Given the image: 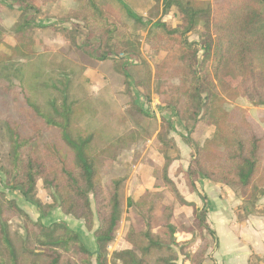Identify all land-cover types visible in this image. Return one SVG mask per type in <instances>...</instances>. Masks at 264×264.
<instances>
[{
  "label": "trees",
  "instance_id": "16d2710c",
  "mask_svg": "<svg viewBox=\"0 0 264 264\" xmlns=\"http://www.w3.org/2000/svg\"><path fill=\"white\" fill-rule=\"evenodd\" d=\"M57 2L0 0V4L17 7L22 16L13 25L15 44L10 47L11 53L0 58V63L33 54L32 19L40 14V7ZM162 7L164 13L174 11L178 25L171 27L160 21L149 27L144 43L152 56L163 55L153 69L139 53L137 31L147 24L146 19L131 10L127 15L133 26H127L113 20L94 0H73L66 17L76 25L60 30L70 47L100 62L113 61L127 93L138 89L145 104L155 96L168 114L167 119H161L156 138L164 158L161 179L178 204L187 205L167 177L173 161L170 154L175 151L169 138L175 131L172 120L184 125L183 140L190 149L184 177L188 189L194 190L199 180L224 185L240 198L246 216L264 215V133L247 111L228 106L242 98L252 107L264 109V0H162ZM198 29V41L191 43L188 37ZM133 67H142L143 73L134 78L130 75ZM26 103L31 131L27 135L11 132L8 164L0 165L4 176L0 177V186L21 196L40 218L31 220L15 200L0 192V264H177L179 257L192 264L201 263L208 248L207 237L213 235L206 225L205 211L193 208V227L183 228L200 237L198 248L190 253L188 246L175 243L173 206L158 213L160 200L151 199L148 192L135 202H126V208L142 219L144 229L136 232L128 228L123 239L130 249L109 256L107 248L114 242L125 213L126 179L104 183L98 160L109 158L131 138L119 137L93 154L94 134L77 127L85 100L63 99L49 103L47 109L27 99ZM133 108L141 112L136 104ZM197 127H211L213 132L200 143L192 137ZM50 131L53 140L42 138ZM39 182L48 192L50 204L38 199ZM260 202V209H256L260 211L253 214ZM53 209L84 224L93 235L95 254L66 225L46 227L41 223ZM16 218L22 220L24 238L20 240L10 229Z\"/></svg>",
  "mask_w": 264,
  "mask_h": 264
},
{
  "label": "crops",
  "instance_id": "0c3cea01",
  "mask_svg": "<svg viewBox=\"0 0 264 264\" xmlns=\"http://www.w3.org/2000/svg\"><path fill=\"white\" fill-rule=\"evenodd\" d=\"M60 1L58 0L52 8L56 12V15L59 14L57 10L62 7V3L59 4ZM204 1L212 2L213 0ZM67 2L70 5L68 3L65 4V7H69L64 14L73 6V0H67ZM6 8V11H2L1 14L4 15L3 17L6 21L4 27L9 30L18 21L21 12L18 8L17 10L14 7L10 8L6 6ZM170 14H172V17ZM161 22L167 23L171 27L178 25V19L173 10L168 13V16H164ZM6 40L5 43L8 46H14L13 38L10 37ZM141 43L145 49L148 48L144 40ZM63 44V47L67 46L66 42H63ZM149 55L152 56L151 54L142 56L149 67L153 69L148 60L150 58ZM162 56H153V58L157 59L155 62H158ZM80 62L83 66L82 77L88 82L85 89L87 96L90 98L97 97L96 103L99 106L109 105L111 102L114 103V109L118 106L120 113H125L124 117H130L131 119L133 117L131 113L134 114L136 111L130 110V105L124 106L128 103L124 95V80L122 76L115 72L114 63L110 60L100 62L89 58H84ZM104 68L105 71H103ZM131 70L130 75L134 73L135 76H139L136 67H133ZM133 99L136 100L135 96ZM139 108L144 112L147 106L145 105L144 107L142 104ZM98 109L102 110L100 107ZM253 109L256 112L264 111L261 108ZM149 112L154 117L150 122L141 120L134 123L133 120H125L127 137L131 138L130 141L126 147H122L111 158H103L105 163L99 165L100 171L103 172L102 169H105L110 175L112 174V177H115L114 175L116 174L126 179L124 183L125 213L114 242L108 246L109 256L113 252L130 249V246L123 239L124 234L130 226L135 230L137 229L133 211L126 208V202L127 200L135 202L148 192L151 194V198L161 201L162 208L168 205L173 206L172 225L176 227L174 222L179 224L176 227L177 231L174 235L175 243L188 246L190 253H193L198 248L200 237L196 232L194 234L185 232L183 228L188 229L193 227V208L205 211L206 225L213 235L212 237H207L208 248L200 264H264V215L243 216L240 210L241 200L232 189L224 185L199 180L195 182L194 190L192 191L186 186L184 177L189 165L190 149L183 140L186 132L184 125L179 120H172L175 131L169 135V138L174 142L175 151L170 154L173 161L167 169V177L175 185L184 202L191 206L180 205L173 199L161 179L164 158L159 152V143L156 138L160 130L161 119H167L168 114L161 109L157 98H154V96L151 97ZM251 113V110H249L248 115ZM97 119L100 120L98 116H96ZM261 131L264 133V126ZM212 132L213 128L211 127H197L194 136L201 143ZM102 172L101 175L103 174ZM0 177H2L1 174ZM41 186H39V183L37 184V197L43 204H50V198H43V196H47V191L45 192L41 189ZM5 192H7L5 194L8 197H10L9 194H14L10 191ZM10 198L15 200L18 207L31 220L36 221L40 218L38 211L21 196L15 195V197ZM41 223L46 227L53 223L65 224L79 235L90 253H96L97 247L92 233L85 229L81 221L64 216L59 209L50 211L46 216L41 218ZM141 225V229H143V223ZM177 264L192 263L184 260L183 257H179Z\"/></svg>",
  "mask_w": 264,
  "mask_h": 264
},
{
  "label": "rangeland",
  "instance_id": "374dc122",
  "mask_svg": "<svg viewBox=\"0 0 264 264\" xmlns=\"http://www.w3.org/2000/svg\"><path fill=\"white\" fill-rule=\"evenodd\" d=\"M94 1L99 6H101L105 13L109 15L113 20L119 21L127 26H133V20L127 15V10H131L138 17L142 16L144 19H146L147 24L139 27L137 31L138 39L140 40V57L143 61H145L142 55H148L151 53L148 50L149 48L145 49L141 41H145V35L153 22L155 23L162 21L163 17L168 16V13H170L163 12L162 0H119V2L117 0ZM60 3H62V7L61 9L57 10V13L59 14L56 15V12L52 10L53 6L55 5L54 4L47 7H40V14L32 19L33 28L30 29V34L33 43V54L25 59L13 58L9 62L0 63V165L4 167L8 164L10 135L12 134L11 132L13 130H18V132H22L27 135L31 131L30 122L26 115L29 112V108L26 105V99L42 109H47L49 103L51 104L63 99H66L68 102L85 100L84 105L86 108L83 111L82 118L77 127L80 130H85L88 134H94V140L91 145V153L93 154L104 148L107 144L111 143L114 139L122 136L127 137L128 133L125 120H133L135 123L137 121L140 122L141 120L150 122V120L152 119L149 117V104H145V100L140 96V92L138 89L129 90L128 94L124 88V95L126 97V101H128L127 105L124 106H129L130 104V110L133 109L134 111H136L133 108L135 106V103L137 106H142V104L144 107L145 105L147 106V109H145L144 112H142L141 110V112L136 111L134 114L131 113V116H133L131 119L130 117H124L125 113L121 114L118 106H116L114 109V103L111 102L109 103V105L99 106L96 103V100L98 99L97 97L90 98L87 96L85 89L87 88L88 82L82 77L83 66L80 61H82V59L84 58H89L91 60L95 59L87 56L82 51L76 48L70 47L68 42H66L64 34L60 29L69 30L70 28L74 27L76 23L69 22L66 14H64L66 9L69 7H65V4H69V2H67V0H61L59 4ZM6 6L7 4H0L1 59L10 55V46H8L5 41H7V38H13V27L9 30L5 29L4 25H6V21L4 20V15L1 14L2 11H6ZM14 8L17 10V7ZM29 15H31V12L27 13V16ZM170 16L172 17V14H170ZM19 19H22V16L18 17V20ZM47 25L49 26V28H43ZM200 32L201 29H198L196 32L189 35L188 40L191 43L197 42ZM63 42L67 43L66 47H63ZM149 57L150 58H148V60L150 61L151 65L154 66L157 59H154L153 56L150 55ZM136 68L140 76L143 73V69L142 67ZM103 71H105V68L103 69ZM132 74L135 78L136 76L134 75V73ZM132 84H134V79L132 80ZM134 96L136 100L133 99ZM154 98L156 97L154 96ZM230 105L237 106L242 109L246 107V109L244 110L247 111V113L249 110H251L252 113L249 114L250 119L254 122V124H256V127H259L260 130L263 129V110L256 112L253 109L254 107H252L248 103V101L242 98L237 99L234 103L228 104V106ZM99 107L104 111L99 110ZM96 116H98L100 120H96ZM29 117L31 121L33 120V122L37 124L36 119L34 120L31 116ZM102 126L104 127L102 128ZM52 137L53 132L51 131L49 133L43 134L42 136V138L53 140ZM192 137L195 138L194 134ZM121 148L122 147L114 150L111 156L117 153ZM111 156L109 158H111ZM103 158L109 159L108 157H100L98 160V166L105 163ZM102 170L103 172L100 171V174L101 172L103 173L101 175V178L104 183L112 179L122 178L121 175L116 174L114 175L115 177H112V174L110 175L107 170ZM0 174L4 179L3 174L1 172ZM40 185L41 182H39V186ZM41 189H43L42 186ZM44 191L46 192V190ZM0 192L3 193L5 198L7 199H11L10 197H15V195H17L15 193L13 195L9 194L10 197H8V195L5 194L7 192H5V190H3L1 186ZM46 193L47 196H43V198H50L48 192ZM49 201L51 203V198ZM261 203L262 202L256 205L257 208L255 207V210H253V214H257L256 212L260 211L256 209H260ZM162 209V205L160 204L158 213ZM240 210L242 212V215L246 216L245 212L242 210V205L240 206ZM133 215L136 219L134 221L136 229L138 231L143 230L144 222L134 211ZM141 223H143V229H141ZM174 224L176 225V227L179 226L177 222H174ZM95 226H97L96 220ZM176 227H174L175 230ZM129 228L138 232L132 226H130ZM10 229L16 240L24 238L22 220L20 218H16L11 221Z\"/></svg>",
  "mask_w": 264,
  "mask_h": 264
},
{
  "label": "built area",
  "instance_id": "2783aa9c",
  "mask_svg": "<svg viewBox=\"0 0 264 264\" xmlns=\"http://www.w3.org/2000/svg\"><path fill=\"white\" fill-rule=\"evenodd\" d=\"M109 248H107V250H108Z\"/></svg>",
  "mask_w": 264,
  "mask_h": 264
}]
</instances>
